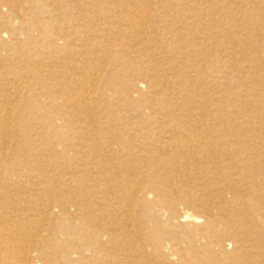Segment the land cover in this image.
Instances as JSON below:
<instances>
[{
  "label": "bare ground",
  "instance_id": "6f19581e",
  "mask_svg": "<svg viewBox=\"0 0 264 264\" xmlns=\"http://www.w3.org/2000/svg\"><path fill=\"white\" fill-rule=\"evenodd\" d=\"M0 264H264V0H0Z\"/></svg>",
  "mask_w": 264,
  "mask_h": 264
},
{
  "label": "rangeland",
  "instance_id": "374dc122",
  "mask_svg": "<svg viewBox=\"0 0 264 264\" xmlns=\"http://www.w3.org/2000/svg\"><path fill=\"white\" fill-rule=\"evenodd\" d=\"M258 117V116H257ZM258 121V118L256 119Z\"/></svg>",
  "mask_w": 264,
  "mask_h": 264
}]
</instances>
